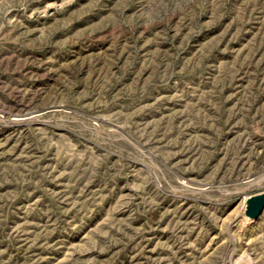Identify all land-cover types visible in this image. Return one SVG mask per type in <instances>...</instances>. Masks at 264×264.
Masks as SVG:
<instances>
[{
  "label": "rangeland",
  "instance_id": "rangeland-1",
  "mask_svg": "<svg viewBox=\"0 0 264 264\" xmlns=\"http://www.w3.org/2000/svg\"><path fill=\"white\" fill-rule=\"evenodd\" d=\"M261 191L264 0H0V264H264Z\"/></svg>",
  "mask_w": 264,
  "mask_h": 264
},
{
  "label": "water",
  "instance_id": "water-1",
  "mask_svg": "<svg viewBox=\"0 0 264 264\" xmlns=\"http://www.w3.org/2000/svg\"><path fill=\"white\" fill-rule=\"evenodd\" d=\"M264 207V192L250 195L244 200V215L249 219L259 216Z\"/></svg>",
  "mask_w": 264,
  "mask_h": 264
},
{
  "label": "bare ground",
  "instance_id": "bare-ground-1",
  "mask_svg": "<svg viewBox=\"0 0 264 264\" xmlns=\"http://www.w3.org/2000/svg\"><path fill=\"white\" fill-rule=\"evenodd\" d=\"M17 117H18V116H17ZM261 192H264V191H261ZM261 192H260V193H261ZM258 193H259V192H258Z\"/></svg>",
  "mask_w": 264,
  "mask_h": 264
}]
</instances>
